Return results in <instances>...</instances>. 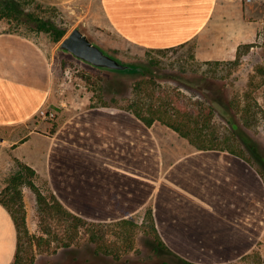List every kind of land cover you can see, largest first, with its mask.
I'll use <instances>...</instances> for the list:
<instances>
[{"label": "crops", "instance_id": "0c3cea01", "mask_svg": "<svg viewBox=\"0 0 264 264\" xmlns=\"http://www.w3.org/2000/svg\"><path fill=\"white\" fill-rule=\"evenodd\" d=\"M95 1L107 29L143 49L202 40L240 9L238 0ZM244 31L233 33L238 46ZM52 85L48 53L30 36L0 29V158L3 150L30 165L66 208L88 220L116 221L152 207L160 238L186 260L230 264L257 247L264 235V178L251 161L228 150L197 149L185 138L191 147L182 150L184 141L161 136L162 126L174 130L159 121L148 126L125 107H59L55 119L38 121ZM17 238L0 203V264H12Z\"/></svg>", "mask_w": 264, "mask_h": 264}, {"label": "rangeland", "instance_id": "374dc122", "mask_svg": "<svg viewBox=\"0 0 264 264\" xmlns=\"http://www.w3.org/2000/svg\"><path fill=\"white\" fill-rule=\"evenodd\" d=\"M91 1L78 0L65 5H50L38 14L45 18L50 17L60 26L66 27V33L76 24L85 21L83 28L93 38L123 58L143 63L148 70L137 75L114 76L82 66L56 52L62 38L58 42H53L48 32L36 30L33 28L34 24L26 22L23 16L17 20L0 19V29L14 30L30 36L48 53L52 62L53 85L49 103L43 108L54 111L55 115L53 118H45L38 114L35 119L38 121L55 119L59 107H68L72 112L88 105L127 106L141 95L135 85L143 79H153L157 84L155 89L163 96L171 94L175 100L180 99V102L188 107L213 106L212 124L221 145L234 148L250 158L264 178V0H253L251 3L238 0L237 7L240 11L235 10L232 13L234 16L226 19L228 21L225 22L224 29H217L214 24V28H210L208 35L202 40L196 39L186 45L161 50L143 49L123 43L107 29L98 3L95 0ZM26 10L33 9L28 7ZM231 22L237 23L239 29L247 30L244 31L246 36L239 46L235 38L239 29L236 28L235 31ZM246 43H249L250 47L244 50L243 45ZM240 46L242 54L238 62L233 63ZM221 47H226L227 52H215ZM98 85L101 86L100 94ZM161 90L165 92L161 93ZM149 98L142 96L144 103H147ZM102 101H105L106 105H103ZM231 121L238 124L237 138L230 133ZM162 129L161 136L164 139L170 138L171 143L173 138L177 142L184 141L186 147H182V150L191 147L178 134L163 126ZM17 170L15 160H10L2 150L0 193ZM33 180L42 193L50 198L52 190L44 177L35 175ZM21 189L30 234L49 238L50 236L42 230L35 191L25 183L21 185ZM130 218L137 223L136 226L124 227L115 223L80 224V233L72 247L76 252H66L67 249L57 247L53 241H50V246L45 242L41 246L29 245L30 251L35 253L34 264L62 263L72 254L84 256L87 253L86 248L93 246L87 240L90 231L106 233L107 237L117 241L119 246H123L126 237L129 236L133 240V248L124 253L123 258L127 257L133 262L140 260L144 261L143 264H160L162 260L171 264L177 262L174 255L162 250L155 254L148 246V242L152 244V236L144 232L150 229L145 209ZM63 225L67 226V222L57 220L51 222L53 231L64 235ZM230 264H264V235L253 252Z\"/></svg>", "mask_w": 264, "mask_h": 264}, {"label": "trees", "instance_id": "16d2710c", "mask_svg": "<svg viewBox=\"0 0 264 264\" xmlns=\"http://www.w3.org/2000/svg\"><path fill=\"white\" fill-rule=\"evenodd\" d=\"M48 6L50 5L39 0H0V19L7 18L17 20L23 16L26 22L34 24L33 28L38 31L48 32L51 40L53 42H58L65 35L67 28L60 26L50 17L45 18L38 14L45 11ZM28 7H31L33 10L27 11L26 8ZM243 46L245 47L244 50H247L250 44L246 43ZM240 48L241 46L239 47L236 59L232 61L233 63H237L242 54ZM156 86L157 84L153 79H143L139 81L135 87L137 92L141 95L137 100L130 102L124 107L133 110V112L148 126L152 125L155 121H159L161 124L174 130L180 137L185 138L197 149L228 150L251 161L250 158L239 153L236 149L221 145L218 133L212 124V117L214 115L213 106L206 105L207 107H203L196 102L195 104L198 106L194 105L193 107H188L181 103L180 99L175 100L174 96L171 94L163 96L155 89ZM97 88L100 94L101 86L98 85ZM164 92L165 90H161V93ZM144 95L148 98L150 97L147 103H144L142 100V96ZM102 103L106 105L105 101H102ZM231 125L230 133L233 137L237 138L238 124L232 122ZM14 160L18 165V170L10 177L8 184L0 193V203L10 212L17 228V249L12 264H34L35 253L34 251H30L29 245L30 247L34 244L41 246L43 242H45L47 246H50V241H53L56 242L57 247L67 249L66 252H76V249L72 247L76 237L79 235L78 233H80V224L89 223L92 225H103L104 223H115L124 227H133L137 225L131 218L101 222L88 220L76 215L66 208L53 192L50 198L42 193L33 180L36 171L30 165L18 159ZM24 183L31 187L36 193L37 209L40 215L42 230L46 235L50 236L49 238H45L43 235L33 236L28 230L25 204L21 189V185ZM145 215L149 219L150 229L144 232L152 236V244L148 242V246L151 247L153 253L157 254L161 250L166 251L176 257L177 262L175 264H198L179 257L162 241L154 224L152 207L145 208ZM53 220L67 222V226L63 225L64 235L53 231L51 227V222ZM33 239L36 241H33ZM87 240L89 243L93 244V246L86 248L87 253L84 256L72 254L62 263L59 262L56 264H143L144 262L143 260H140V262H133L127 257L123 258V254L129 252L130 249L133 248V240L129 236L126 237L123 246H119L117 244L118 242L115 240H110L104 232L90 231ZM147 260H145V262H147ZM160 264H171V262L162 260Z\"/></svg>", "mask_w": 264, "mask_h": 264}, {"label": "water", "instance_id": "95a60500", "mask_svg": "<svg viewBox=\"0 0 264 264\" xmlns=\"http://www.w3.org/2000/svg\"><path fill=\"white\" fill-rule=\"evenodd\" d=\"M83 23L76 24L60 40L56 52L78 62L82 66L114 76H129L147 72V66L118 55L102 45L86 31Z\"/></svg>", "mask_w": 264, "mask_h": 264}, {"label": "built area", "instance_id": "2783aa9c", "mask_svg": "<svg viewBox=\"0 0 264 264\" xmlns=\"http://www.w3.org/2000/svg\"><path fill=\"white\" fill-rule=\"evenodd\" d=\"M239 1H242L244 3H251L253 0H239ZM38 114L40 116H43L45 118H53L54 115H55V112L52 111V110H49V109H45V108H41L39 111H38Z\"/></svg>", "mask_w": 264, "mask_h": 264}]
</instances>
